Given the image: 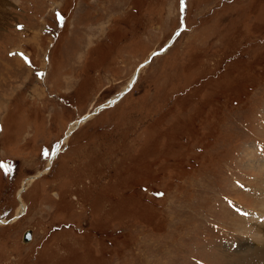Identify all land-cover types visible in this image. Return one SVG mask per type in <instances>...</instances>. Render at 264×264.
I'll return each mask as SVG.
<instances>
[{
	"label": "rangeland",
	"instance_id": "374dc122",
	"mask_svg": "<svg viewBox=\"0 0 264 264\" xmlns=\"http://www.w3.org/2000/svg\"><path fill=\"white\" fill-rule=\"evenodd\" d=\"M188 5L0 0V264H264V0Z\"/></svg>",
	"mask_w": 264,
	"mask_h": 264
},
{
	"label": "crops",
	"instance_id": "0c3cea01",
	"mask_svg": "<svg viewBox=\"0 0 264 264\" xmlns=\"http://www.w3.org/2000/svg\"><path fill=\"white\" fill-rule=\"evenodd\" d=\"M13 70V68H12ZM22 106H13L12 113L18 115L20 118L28 117L31 113L35 112L32 104H28L29 101L39 100L42 101L45 98L46 93L44 90H40L37 85L29 86L28 83L22 85ZM7 99V98H6ZM22 122V121H21Z\"/></svg>",
	"mask_w": 264,
	"mask_h": 264
},
{
	"label": "water",
	"instance_id": "95a60500",
	"mask_svg": "<svg viewBox=\"0 0 264 264\" xmlns=\"http://www.w3.org/2000/svg\"><path fill=\"white\" fill-rule=\"evenodd\" d=\"M32 238V231L28 230L25 234H24V241L27 242Z\"/></svg>",
	"mask_w": 264,
	"mask_h": 264
},
{
	"label": "flooded vegetation",
	"instance_id": "af4514ba",
	"mask_svg": "<svg viewBox=\"0 0 264 264\" xmlns=\"http://www.w3.org/2000/svg\"><path fill=\"white\" fill-rule=\"evenodd\" d=\"M180 2H181V0H179V6H180ZM178 26H179V24H178ZM178 26L174 27V29L172 30L171 34H173V33L177 30ZM171 34H170L168 40L170 39ZM166 42H167V41H166ZM166 42H165V43H166ZM165 43L163 42L162 45H161V47H162Z\"/></svg>",
	"mask_w": 264,
	"mask_h": 264
},
{
	"label": "bare ground",
	"instance_id": "6f19581e",
	"mask_svg": "<svg viewBox=\"0 0 264 264\" xmlns=\"http://www.w3.org/2000/svg\"><path fill=\"white\" fill-rule=\"evenodd\" d=\"M137 74H138V73H137ZM132 82H133V81H132ZM87 116H88V115H86L85 117L87 118ZM77 124H78V123H77ZM28 182H31V180H28L27 183H28ZM25 187H26V186L24 185L23 188H22V190H24ZM20 192H21V191H20ZM22 204H23V206H22V208H23L22 211H25L24 208H25L26 206H25V204H24L23 202H22ZM31 239H32V238H31ZM262 239H264V238H262ZM26 243H27V242H26Z\"/></svg>",
	"mask_w": 264,
	"mask_h": 264
}]
</instances>
